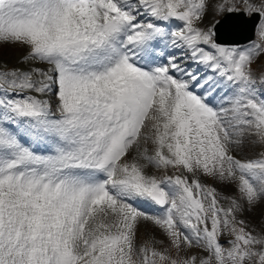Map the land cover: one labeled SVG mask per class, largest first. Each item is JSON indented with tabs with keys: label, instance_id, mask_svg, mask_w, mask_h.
<instances>
[{
	"label": "snow or ice",
	"instance_id": "6c2138e0",
	"mask_svg": "<svg viewBox=\"0 0 264 264\" xmlns=\"http://www.w3.org/2000/svg\"><path fill=\"white\" fill-rule=\"evenodd\" d=\"M0 264H264V0H0Z\"/></svg>",
	"mask_w": 264,
	"mask_h": 264
},
{
	"label": "water",
	"instance_id": "95a60500",
	"mask_svg": "<svg viewBox=\"0 0 264 264\" xmlns=\"http://www.w3.org/2000/svg\"><path fill=\"white\" fill-rule=\"evenodd\" d=\"M234 20V21H233ZM256 24V20L246 21L241 16H229L225 21H223L219 26V39L227 43H245L253 38V28ZM247 31L246 37L243 39H238L240 37V32L242 28ZM245 27V28H244ZM241 28V29H240ZM236 29H238L236 31ZM235 30V32H234ZM232 33H231V32Z\"/></svg>",
	"mask_w": 264,
	"mask_h": 264
},
{
	"label": "rangeland",
	"instance_id": "374dc122",
	"mask_svg": "<svg viewBox=\"0 0 264 264\" xmlns=\"http://www.w3.org/2000/svg\"><path fill=\"white\" fill-rule=\"evenodd\" d=\"M221 18V17H220ZM19 54H21V51L20 50H8L7 52H6V54L3 56V58L6 60V61H8V60H12V59H14L15 57H17ZM9 62V61H8ZM9 64H14V63H10L9 62ZM145 146H150V148H149V154H152V152H153V149H154V145H152L151 144V142L149 141ZM150 149H151V151H150ZM140 163L141 162H143L144 163V161L143 160H141V161H139ZM148 171L149 172H153V171H155L154 169H152L151 168V166H149V168H148ZM169 174H171V171H169ZM208 183H211V181H208ZM249 219L250 220H252V222H253V225L254 226H256L257 224H258V213L257 214H255V216L254 217H249ZM159 235V233L157 232V236ZM173 255H175V253L173 252Z\"/></svg>",
	"mask_w": 264,
	"mask_h": 264
},
{
	"label": "bare ground",
	"instance_id": "6f19581e",
	"mask_svg": "<svg viewBox=\"0 0 264 264\" xmlns=\"http://www.w3.org/2000/svg\"><path fill=\"white\" fill-rule=\"evenodd\" d=\"M175 52H176V55H183L181 52H179L178 50H175ZM21 54H19L18 56H20ZM17 56V57H18ZM17 57H15L14 59H12V60H8L10 63H15V60H16V58ZM7 60V59H6ZM161 61H163L162 59H160ZM141 163H143V162H141Z\"/></svg>",
	"mask_w": 264,
	"mask_h": 264
}]
</instances>
